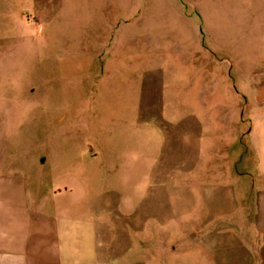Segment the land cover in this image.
<instances>
[{
	"label": "rangeland",
	"instance_id": "obj_1",
	"mask_svg": "<svg viewBox=\"0 0 264 264\" xmlns=\"http://www.w3.org/2000/svg\"><path fill=\"white\" fill-rule=\"evenodd\" d=\"M0 162L28 264H264V0H0Z\"/></svg>",
	"mask_w": 264,
	"mask_h": 264
},
{
	"label": "crops",
	"instance_id": "obj_2",
	"mask_svg": "<svg viewBox=\"0 0 264 264\" xmlns=\"http://www.w3.org/2000/svg\"><path fill=\"white\" fill-rule=\"evenodd\" d=\"M0 162V264H28L22 251L40 235V215L24 190L25 181L10 180ZM19 188L21 190H19Z\"/></svg>",
	"mask_w": 264,
	"mask_h": 264
}]
</instances>
